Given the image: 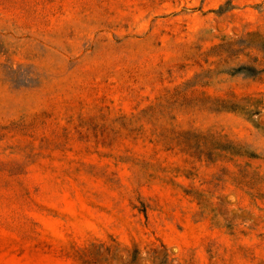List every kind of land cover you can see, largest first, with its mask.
Wrapping results in <instances>:
<instances>
[{"label": "rangeland", "instance_id": "1", "mask_svg": "<svg viewBox=\"0 0 264 264\" xmlns=\"http://www.w3.org/2000/svg\"><path fill=\"white\" fill-rule=\"evenodd\" d=\"M0 264H264V0H0Z\"/></svg>", "mask_w": 264, "mask_h": 264}]
</instances>
